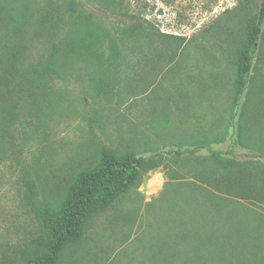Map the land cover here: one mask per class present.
I'll list each match as a JSON object with an SVG mask.
<instances>
[{"label": "rangeland", "instance_id": "obj_1", "mask_svg": "<svg viewBox=\"0 0 264 264\" xmlns=\"http://www.w3.org/2000/svg\"><path fill=\"white\" fill-rule=\"evenodd\" d=\"M122 1L0 0V52L30 42L29 62L46 53L42 19L54 26L49 46L83 38L76 25L88 15L108 37L113 24L151 33L144 50H122L102 69L65 66L49 85V107H27L25 129L12 132L0 161V264H30L42 249L41 211L60 207L103 150L149 156L168 149L193 152L164 156L133 177L58 264H162L176 245L198 243L181 235L207 232L225 255L192 264H264V45L238 102L234 90L235 49L261 0ZM20 14L25 39L12 34ZM96 54L105 61L106 44ZM225 134L237 143L231 165L233 154L210 155L228 153Z\"/></svg>", "mask_w": 264, "mask_h": 264}, {"label": "trees", "instance_id": "obj_2", "mask_svg": "<svg viewBox=\"0 0 264 264\" xmlns=\"http://www.w3.org/2000/svg\"><path fill=\"white\" fill-rule=\"evenodd\" d=\"M105 1H103L104 3ZM122 0L120 7L122 5ZM125 16V13H123ZM0 16L2 12L0 9ZM17 18V19H16ZM16 26L13 27L14 36L26 38L24 32L25 21L23 14L17 15ZM91 16L80 17L76 25L78 29L84 30L83 38L72 41L65 36L59 43L49 46L48 36L54 27L47 19L39 23V35L43 32L47 38L44 48L46 51L38 55L36 59L29 62L26 55L31 46L26 42H19L16 45L4 46L0 52V161L3 157L5 144L10 143L16 129H25L28 121L27 107L39 111H45L50 105L49 85L54 76L61 73V69L74 62L89 64L91 67L104 68V64L112 65L116 60L117 53L126 50L129 53L142 51L151 42L139 24L125 25L122 29L113 24L110 28L112 36L102 26H96L90 22ZM3 19L0 17V20ZM23 20V21H21ZM9 24V23H7ZM3 25L0 21V26ZM120 28V27H119ZM99 30V31H98ZM264 0H261L257 14L247 23L245 36L235 49L237 57L236 77L234 90L236 102L244 94L250 79L254 56L260 54L264 45ZM21 39V37H20ZM128 43V44H126ZM110 55L106 60L99 63L96 52L104 47ZM104 50V48H103ZM106 70V69H105ZM226 139L231 138L232 144L228 153L210 151L212 157L221 159L224 154H233L234 137L231 134L223 135ZM202 148L207 145L202 143ZM193 151H182L181 149H168L156 151L149 156H137L133 154L113 156L107 150L101 153L99 165L92 169L83 171L77 178L76 183L71 187L63 203L57 209L45 206L41 211V222L44 228L42 249L37 251L30 259V264H58L59 257L65 246L80 240L84 228L89 224L90 219L110 207L112 201L123 193L133 177L139 173L147 172L156 168L164 156L181 157ZM228 159L233 163L235 155ZM201 235V236H200ZM195 237L186 238L181 235V242H195L191 245H176L162 264H192L197 260H211V255L223 258L226 252L223 244L211 234V232L200 233ZM183 238V241H182ZM202 239V240H199ZM211 245H205V241ZM194 244V243H192ZM206 246H210L206 247ZM192 247L193 249H189ZM169 255V256H168ZM154 256V255H153ZM164 257V260H165ZM175 257V260L173 259Z\"/></svg>", "mask_w": 264, "mask_h": 264}]
</instances>
